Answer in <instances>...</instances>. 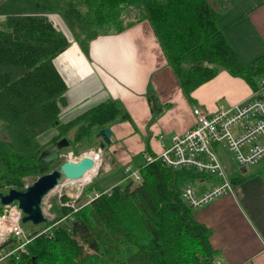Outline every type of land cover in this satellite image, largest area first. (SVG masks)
<instances>
[{
	"label": "trees",
	"instance_id": "obj_1",
	"mask_svg": "<svg viewBox=\"0 0 264 264\" xmlns=\"http://www.w3.org/2000/svg\"><path fill=\"white\" fill-rule=\"evenodd\" d=\"M142 1L0 2V127L7 135L0 139V192L24 189L60 165L58 155H46L49 147L55 146L59 154L79 144H97L101 129L131 120L124 106L110 98L71 120L63 119L69 110L68 84L55 60L73 39L89 59L93 40L147 20L189 100L194 101L196 88L223 70L244 79L253 90L259 88L264 55L244 65L207 0H144L134 11L132 6ZM50 13L61 16L71 37L49 18ZM149 102L153 114H159L162 104L155 96ZM63 138L69 145L58 148ZM255 174L264 176V166L257 173L236 169L228 178L235 186ZM141 176L137 185L129 180L108 192L94 181L84 194L95 190L100 196L77 210L63 196L64 204L56 208L53 220L22 223L31 241L5 264H216L211 230L197 220L196 210L182 194L187 184L213 175L158 160L146 163ZM4 210L0 203V215ZM15 244L8 238L0 252Z\"/></svg>",
	"mask_w": 264,
	"mask_h": 264
},
{
	"label": "crops",
	"instance_id": "obj_2",
	"mask_svg": "<svg viewBox=\"0 0 264 264\" xmlns=\"http://www.w3.org/2000/svg\"><path fill=\"white\" fill-rule=\"evenodd\" d=\"M207 1L244 65L264 55V0ZM89 53L87 59L78 45H71L55 64L68 84L67 105L72 101L66 121L109 98L122 103L130 116V121L109 127L111 143L104 148L110 173L118 169L122 177L119 175L111 187H100L104 191L126 183L123 179L131 180L125 172L127 166L140 171L148 154H161L176 134L193 127V106L214 112L218 105L243 103L254 93L244 79L223 70L196 88L194 101L189 100L147 20L123 32L99 36L91 42ZM150 96L162 104L159 114H153ZM216 150L228 177L236 169L257 173L262 168H231L223 160L226 148L217 145ZM221 182L213 175L193 186L201 195ZM195 214L210 228V241L220 264H264V176L255 174L233 185V192L196 209Z\"/></svg>",
	"mask_w": 264,
	"mask_h": 264
},
{
	"label": "built area",
	"instance_id": "obj_3",
	"mask_svg": "<svg viewBox=\"0 0 264 264\" xmlns=\"http://www.w3.org/2000/svg\"><path fill=\"white\" fill-rule=\"evenodd\" d=\"M192 112L195 118L193 127L176 134L172 139V145L161 154H148L146 163L161 160L173 168L189 167L220 177L221 183L201 195L197 193L193 184L184 187L182 194L187 204L196 210L222 195L233 192V185L216 150L217 145H222L232 152L240 167L254 166L264 160V78L259 88L254 90L252 97L243 103L231 106L218 105L214 112H208L195 105ZM79 159L75 157L71 161ZM125 172L134 182L142 181L141 170H133L131 166H127ZM88 196L89 203L100 196V193ZM2 216L4 222L0 221L2 224L0 234L4 233L0 236V245L10 237L16 240V244L8 252H0V263L11 255L24 252L25 245L31 241L21 226L20 219L23 214L16 203L5 206ZM216 264L220 262L217 261Z\"/></svg>",
	"mask_w": 264,
	"mask_h": 264
},
{
	"label": "rangeland",
	"instance_id": "obj_4",
	"mask_svg": "<svg viewBox=\"0 0 264 264\" xmlns=\"http://www.w3.org/2000/svg\"><path fill=\"white\" fill-rule=\"evenodd\" d=\"M2 0H0L1 2ZM144 5V0L142 2H139L135 5L132 6V9L134 8H141V6ZM49 18L64 32L66 33L68 36H72L71 30L69 28V26L65 23V21L61 18V16L57 13H50L48 14ZM129 15V12H128ZM129 16H127V18H129ZM72 45H78L77 42L73 39L72 40ZM72 102V101H71ZM71 102L69 101V104L67 105L66 108H69L71 106ZM122 104V103H121ZM123 106V105H122ZM75 114V113H74ZM64 120L65 117L63 118ZM130 121V120H127ZM49 136H47L46 138H48ZM98 138V137H97ZM0 139H7V135L6 133H3L0 127ZM100 141L98 139V143L97 144H93V145H88V144H79L77 145L74 149H69L67 151H63L61 153L58 154L56 147H49L46 150V155L50 158H54L55 156L58 155V160L61 163H63L64 161H68V160H74L75 157L80 158L83 155H86L87 153H94L100 162V166H99V170L98 172H96V174L94 175V177L91 179V181L86 183H80L76 180H69V179H65L63 181L62 185H59L54 191H50L43 199L42 202V209L44 211V215L47 218V220H53L56 216V208L57 207H61L63 206V202H62V197L63 196H67L69 197L71 200L68 202L74 209H78L80 208L83 204H88V199L89 196L88 195H94V193H98V192H94L92 194H84V189L91 185L94 181L97 182L99 187L102 188H106V187H111L113 182L116 181V178L119 177V175H121V170L115 169L113 170V172L110 173L111 171V167L109 165V160H108V155L105 151V148L102 147L100 144ZM99 149H101L99 151ZM99 151V152H98ZM227 155H225V157H223V160H225L226 163H228L229 166H231V168H234L236 166L240 167L234 156L233 153L230 152L227 148L226 151H224ZM100 154V155H99ZM222 154V153H221ZM222 158V155H221ZM264 166V160H262L259 165L257 164L256 166H253V168L256 167H263ZM60 165H58L56 168H58ZM55 168V169H56ZM122 177V175H121ZM129 181V180H128ZM122 182H127L126 179H123ZM32 182H28L27 185L31 184ZM135 185H137L138 183L134 182ZM26 185V186H27ZM78 195H77V194ZM76 194V195H75ZM2 215H0V221L4 222V220L2 219ZM21 221V219H20ZM61 221L67 225V220L66 218L61 219ZM0 225H2L0 223ZM21 226H22V222H21ZM23 227V226H22ZM5 260L2 261V263L0 264H5Z\"/></svg>",
	"mask_w": 264,
	"mask_h": 264
},
{
	"label": "water",
	"instance_id": "obj_5",
	"mask_svg": "<svg viewBox=\"0 0 264 264\" xmlns=\"http://www.w3.org/2000/svg\"><path fill=\"white\" fill-rule=\"evenodd\" d=\"M96 137L102 140L104 147L111 143L112 131L109 127L101 129ZM69 142L63 138L58 142V148L66 147ZM94 160L83 155L78 161H64L60 166L51 172L38 177L24 189L10 188L8 191L0 192V203L5 207L17 204L23 216L21 222H31L34 225L45 223L47 218L42 209L44 197L57 186L62 185L65 179L77 180L83 178L86 171L94 168Z\"/></svg>",
	"mask_w": 264,
	"mask_h": 264
},
{
	"label": "bare ground",
	"instance_id": "obj_6",
	"mask_svg": "<svg viewBox=\"0 0 264 264\" xmlns=\"http://www.w3.org/2000/svg\"><path fill=\"white\" fill-rule=\"evenodd\" d=\"M86 155H88V156H90L93 160H94V162H95V166H94V168H92V169H90V170H88V171H86L85 172V174H84V176H83V178H81V179H77L76 181H78V182H80V183H86V184H88L87 182H89V181H91V179L94 177V175L96 174V172H98V170H99V166H100V162H99V159H98V157L94 154V153H87ZM58 187V186H57ZM56 187V188H57ZM55 188V189H56ZM54 189V190H55ZM54 190H52V191H54ZM77 194V193H76ZM75 194V195H76ZM78 195V194H77ZM14 218V220H15V216L13 217ZM2 228V225H0V231L2 230L1 229ZM4 232H1V234H0V236L3 234Z\"/></svg>",
	"mask_w": 264,
	"mask_h": 264
}]
</instances>
